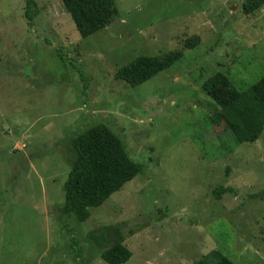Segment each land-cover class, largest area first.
<instances>
[{"label": "rangeland", "instance_id": "obj_1", "mask_svg": "<svg viewBox=\"0 0 264 264\" xmlns=\"http://www.w3.org/2000/svg\"><path fill=\"white\" fill-rule=\"evenodd\" d=\"M245 1L115 0V21L83 39L61 0H34L32 20L0 0V264H106L117 243L126 264H264V132L237 144L203 89L264 75V6ZM171 52L181 62L137 87L116 78ZM96 125L142 171L80 222L64 184Z\"/></svg>", "mask_w": 264, "mask_h": 264}, {"label": "trees", "instance_id": "obj_2", "mask_svg": "<svg viewBox=\"0 0 264 264\" xmlns=\"http://www.w3.org/2000/svg\"><path fill=\"white\" fill-rule=\"evenodd\" d=\"M83 39L109 27L119 16L115 0H61ZM26 17L32 20L30 8L34 0H25ZM264 6V0H246L245 14ZM199 37L189 39L185 46L193 49ZM182 53L142 56L118 70L116 78L137 87L181 62ZM204 91L216 103V118L230 132L236 143H254L264 132V75L246 90L238 89L231 80L217 74L203 85ZM76 160L64 184L65 203L62 212L85 222L91 210L101 207L114 194L134 180L142 166L132 160L117 134L104 125H96L73 141ZM223 189L215 194L219 196ZM132 257L122 243L103 252L106 264H126ZM218 264H234L223 258Z\"/></svg>", "mask_w": 264, "mask_h": 264}]
</instances>
